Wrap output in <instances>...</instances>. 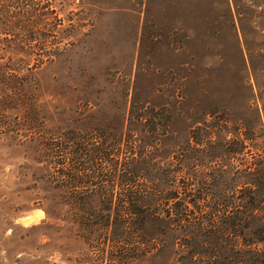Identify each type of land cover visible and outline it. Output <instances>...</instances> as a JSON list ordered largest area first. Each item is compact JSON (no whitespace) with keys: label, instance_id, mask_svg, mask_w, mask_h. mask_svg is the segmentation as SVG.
Listing matches in <instances>:
<instances>
[{"label":"rangeland","instance_id":"obj_1","mask_svg":"<svg viewBox=\"0 0 264 264\" xmlns=\"http://www.w3.org/2000/svg\"><path fill=\"white\" fill-rule=\"evenodd\" d=\"M51 1V45L66 51L40 71L50 125L90 137L97 128L107 137L127 136L137 126L127 120L130 103L146 102L140 111L148 130L133 133L127 150L149 160L141 170L148 180L177 169L178 187L163 182L159 192L176 197L149 196L145 204L224 208L223 195L242 188V170L264 156V0ZM157 111L167 117L162 132L169 138L161 141L150 129ZM116 150L108 144L109 159ZM84 152L83 161L99 165ZM41 158L34 145L0 136V264H176L183 250L178 239L144 225L135 254L134 228L114 220L123 209L117 196L128 188L121 174L131 173L124 158L114 167L102 163V174L70 188L59 187L55 175L54 182L46 180ZM195 176L220 182L208 187L212 196L193 204L184 185ZM75 191H113L110 224H82L81 211L65 198ZM92 209L107 213L99 198Z\"/></svg>","mask_w":264,"mask_h":264},{"label":"trees","instance_id":"obj_2","mask_svg":"<svg viewBox=\"0 0 264 264\" xmlns=\"http://www.w3.org/2000/svg\"><path fill=\"white\" fill-rule=\"evenodd\" d=\"M54 12L51 0H0V136L8 135L22 143L34 145L42 156L39 162H44L49 172L46 180L54 182L55 175L56 183L61 188L88 183V180L102 174V163L114 167L124 158L123 169L128 166L127 171L131 173L121 174L120 181L127 183L128 188L117 196L118 204L123 209H119V215L114 220L123 221L134 228L136 240L132 250L135 254L140 251L142 228L153 223L159 233L164 234V239L170 238L174 243L180 241L183 250L176 264H264V248L259 247V244H264V156L254 162L252 167L246 166L242 170L237 177L242 188L229 198L223 195L224 208L209 205L208 211L195 212L194 208L175 205L157 209L147 206L145 200H149V196L157 197L160 202L165 198H175L174 193L167 196L159 191L162 190L160 185L163 182L169 188L177 189L178 175L177 169H171L169 175L158 174L148 180L141 170L149 167V160L143 154L127 150L128 143L135 141L133 133L146 134L148 130L145 129L148 123L143 121L146 113L140 111L146 102L134 104L131 101L127 120L137 126L128 129L127 136H123L120 131L107 137L105 131L97 128L94 131L98 135L90 137L79 132L74 134L62 125H50L52 109L43 96L40 71L50 64L58 63L66 51L63 47L51 45L53 35L49 32V26ZM54 20L60 21L59 18ZM252 70L256 72L253 65ZM64 72L67 70L61 68L58 75H64ZM58 77L51 76L50 79L57 81ZM60 82L62 88L64 84ZM156 118L158 122L153 121L151 131L154 135H160L156 136L160 141L169 138L162 132L166 115L157 111ZM122 142L126 145L122 149L124 151H121ZM108 144L117 149L116 153H112V159L108 158L106 152ZM84 151L94 157L93 161L99 158V165L83 161ZM132 167L136 171L131 170ZM200 178L203 179L191 177L184 185V198L193 204L212 196L208 187L220 182L212 178L210 183L204 177ZM231 180L235 182L236 178ZM110 181L114 183V178ZM199 185L200 192L196 197L194 191ZM65 198L81 211L80 220L85 226L102 228L113 220L108 213L114 202L113 191H75L66 194ZM95 198L100 199L107 213L96 214L92 209ZM162 224L165 225L164 233L160 232ZM104 234L103 237L106 232Z\"/></svg>","mask_w":264,"mask_h":264}]
</instances>
